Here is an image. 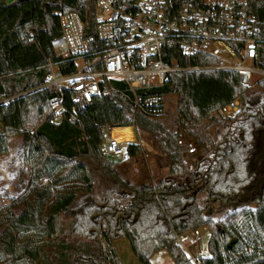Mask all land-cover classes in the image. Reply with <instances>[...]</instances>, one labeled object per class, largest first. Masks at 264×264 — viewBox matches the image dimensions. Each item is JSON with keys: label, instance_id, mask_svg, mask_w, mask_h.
I'll list each match as a JSON object with an SVG mask.
<instances>
[{"label": "trees", "instance_id": "16d2710c", "mask_svg": "<svg viewBox=\"0 0 264 264\" xmlns=\"http://www.w3.org/2000/svg\"><path fill=\"white\" fill-rule=\"evenodd\" d=\"M259 17L264 0H249ZM79 0H0V163L14 136L28 143L31 178L25 194L0 207V264H120L114 243L130 242L141 264L168 251L175 264H195L179 237L208 229L209 256L197 264H264V90L248 92L235 72L172 74L161 87L139 91L143 100L177 97L171 125L160 116L136 110L124 82L106 81L104 91L75 124L48 122L51 89H38L54 55L51 40L60 35L58 10H76ZM263 58L259 65L264 67ZM183 65H210L195 56ZM23 69L22 73L16 71ZM25 93L17 97L19 94ZM242 98V108L221 118L217 110ZM103 126L135 127L148 133L166 156L168 173L153 185H136L118 170L119 161L102 150ZM180 136L199 151L188 164L178 150ZM131 159L145 152L128 144ZM204 195L211 209L199 197ZM237 210L216 221L224 206ZM235 240L232 247L229 243Z\"/></svg>", "mask_w": 264, "mask_h": 264}, {"label": "built area", "instance_id": "2783aa9c", "mask_svg": "<svg viewBox=\"0 0 264 264\" xmlns=\"http://www.w3.org/2000/svg\"><path fill=\"white\" fill-rule=\"evenodd\" d=\"M54 14L60 35L50 42L54 55L41 66L49 71L38 88L55 93L48 119L52 125L63 122L67 114L71 123H77L78 113L104 91L109 80L126 83L136 110L152 116L163 114L159 105L165 106L164 98L143 100L138 92L164 86L175 73L235 72L248 92L264 90V67L258 64L263 58L264 16L252 11L249 0H79L76 10ZM174 48L188 62L202 56L214 63L183 65ZM14 99L2 96L0 105ZM242 106V98L235 99L219 108L217 115L232 116ZM117 128L121 127H102V150L115 160L129 161L127 145L143 142L134 137L133 126L130 140H119ZM177 146L184 156L197 154L195 143L183 136ZM188 240L183 235L178 242Z\"/></svg>", "mask_w": 264, "mask_h": 264}, {"label": "rangeland", "instance_id": "374dc122", "mask_svg": "<svg viewBox=\"0 0 264 264\" xmlns=\"http://www.w3.org/2000/svg\"><path fill=\"white\" fill-rule=\"evenodd\" d=\"M15 1L16 0H7V2L10 3ZM177 102V97L174 95L164 97L166 114L164 121L169 125H171L172 120L179 114ZM134 129L135 137L137 141L143 142L142 146L145 148V152L138 158L129 161L116 160L120 163L118 170L124 178L131 183H135L136 185H153L168 173L169 163L163 153V156L160 155V151L148 133L139 132L136 128ZM127 134L131 136L130 128L127 130ZM147 148H149V150ZM27 153L28 143L24 135L14 136L10 142L9 153L0 163V207L4 204H8L12 198L16 199L25 194L31 178ZM198 155L199 151L197 149V154L195 156H185L188 164L195 161ZM159 161L161 163L160 167H162L160 169ZM199 200L201 205L205 208V215H210L211 209L207 207L204 195H201ZM235 210H237L235 204L224 206L219 210V214H217L214 219L218 221L226 214ZM185 235L188 236L189 240L187 243L180 245L193 263L197 264L200 257L210 255L208 251L209 233L207 228L201 227L196 232H189ZM129 243L128 240H125L123 243L126 249L119 245L121 248V255H118L120 264H141L134 255ZM156 256L157 257L152 260L154 264H175L168 251L164 250Z\"/></svg>", "mask_w": 264, "mask_h": 264}, {"label": "crops", "instance_id": "0c3cea01", "mask_svg": "<svg viewBox=\"0 0 264 264\" xmlns=\"http://www.w3.org/2000/svg\"><path fill=\"white\" fill-rule=\"evenodd\" d=\"M8 3H10V2H8ZM130 127H128V128H123V127H121V128H119V129H121V133H122V135H123V139H124V141H127V140H130V138L133 136V132H132V129H131V136L129 135V134H127V130L129 129ZM118 129V128H117ZM135 137V136H134ZM137 140V139H136ZM148 150H149V148H147ZM160 153V155H162L163 156V154L161 153V152H159ZM160 159V158H159ZM160 161H159V169L160 168H162V167H160ZM168 167V166H167ZM135 168V167H134ZM136 169V168H135ZM125 240H127V239H122V240H118V241H116L115 243H114V245H115V249H116V251H117V254L120 256L121 255V248L119 247V245L120 246H123V248L124 249H126V247L123 245V243L125 242ZM129 242V241H128ZM129 245H130V243H129ZM130 247H131V245H130ZM132 249V248H131ZM162 251H164V250H162ZM162 251H159V252H157L154 256H153V258H152V260H154L157 256V254H159V253H161ZM154 264V263H153Z\"/></svg>", "mask_w": 264, "mask_h": 264}, {"label": "bare ground", "instance_id": "6f19581e", "mask_svg": "<svg viewBox=\"0 0 264 264\" xmlns=\"http://www.w3.org/2000/svg\"><path fill=\"white\" fill-rule=\"evenodd\" d=\"M115 135L119 138V140H121V141H124V137H123V135H122V133H121V129H115Z\"/></svg>", "mask_w": 264, "mask_h": 264}, {"label": "water", "instance_id": "95a60500", "mask_svg": "<svg viewBox=\"0 0 264 264\" xmlns=\"http://www.w3.org/2000/svg\"><path fill=\"white\" fill-rule=\"evenodd\" d=\"M101 91H103V87H101ZM235 243V240H233L231 243H229V247H232V245Z\"/></svg>", "mask_w": 264, "mask_h": 264}]
</instances>
